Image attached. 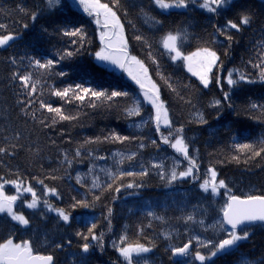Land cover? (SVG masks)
I'll return each mask as SVG.
<instances>
[{
    "label": "snow or ice",
    "instance_id": "1",
    "mask_svg": "<svg viewBox=\"0 0 264 264\" xmlns=\"http://www.w3.org/2000/svg\"><path fill=\"white\" fill-rule=\"evenodd\" d=\"M235 6L236 0H150L148 7L137 5L136 0H43L42 4L38 3L33 8H27L22 3L10 11L0 7L5 21L13 12L28 17L33 24L38 18L49 16L51 31L49 26L42 25L41 33L67 41L65 46L56 48L52 55H10L6 58L12 67L8 75L9 84L17 89L15 107L22 114L25 126L30 118L41 131H53L61 122L75 125L82 115H86L80 111L66 113L63 105L54 106L46 102L44 85L48 84V94L59 98L64 104L76 103L81 108L90 109H117L123 119L128 121L127 127L132 130L124 134L116 128L108 129L99 135L87 136L75 142L72 149L60 148L57 140L49 137L48 144L58 148L56 167L45 169L41 163L36 175H25L19 167L15 170L8 168L7 174L0 173V214H4L7 224L11 226L7 235L0 238V264H57L55 250H64L66 245H72L71 239L52 241L53 251L43 253L34 248L31 237H18L17 231L33 228L32 218L17 209L18 200H22L27 209L38 213L43 221H47L48 214L55 213L57 224L71 227L75 219L83 225L74 231L80 243L77 252L73 253L72 264H91L89 257L96 249L101 253L105 251L108 236L112 237L111 248L117 254L112 264H152L147 254L152 253L157 244L145 236V229L151 228L153 221L169 224L175 220L183 222L186 233H191V226L194 225H198L204 233L209 230L213 233V238L190 234L186 242L177 245L171 241L173 233L178 234V229H161V235L169 241L164 251L170 253V264H215L217 257L239 253L241 245L251 240L255 227L264 228V191L237 194L225 179L220 178L217 170V165L231 162H242L249 166L258 160L264 161V96L259 99L249 96L248 102L241 109L249 120L262 126V131L255 136L251 133L247 136L232 133L227 151L219 147L208 153L212 159L203 174L196 136L188 134L190 125H209L207 113L194 102L196 96L193 94L201 88L210 90L212 86L218 87L221 95L211 98L206 107L214 111V119L219 120L225 110H233L236 116L241 114V111L236 110L233 100L236 93L248 86H264V22L253 29L258 39L250 41L248 57L241 58V66L226 69L224 60L231 55L232 46L239 43L236 34L256 24L258 10L241 7L235 19L228 18L223 24L213 23V31L206 37L190 31L195 26L194 21L161 33L155 41L160 50L159 55L166 56L172 64L186 69L187 73L198 80L199 88L190 79L184 82L179 77L174 78L172 73L165 75L161 71L160 60L153 51V39L141 32L135 23L140 18L145 24L157 30L162 29L164 20L154 15L153 9L159 10L161 15L169 16L173 12L199 11L209 19L218 20ZM73 10L89 18L87 23L75 18ZM57 13L61 15L57 16ZM259 14L264 15V0H260ZM89 23L94 25V35L98 36V46L94 51L91 50L95 41L89 35ZM21 28L27 30L29 23L23 22ZM129 29L133 33L131 36L128 35ZM22 30H14L7 22H0V48L10 47L22 39ZM204 31L207 32V29ZM220 37L224 40L221 41ZM193 39L196 46L191 51H185ZM130 40L146 49L145 59L130 51ZM218 45L223 46L222 51ZM84 55L93 56L109 72L126 74L134 86L130 88L120 83L119 79L105 86L102 80L95 78L67 83L62 88L51 85L50 79L53 76L68 78L70 75L68 71H57L61 62ZM150 65L154 66L155 76L161 83L153 78ZM163 89H167L189 108L185 121L174 118ZM0 135L3 139L0 154L9 160L20 152L28 154L30 163L44 159L39 138L32 139V129L25 127L22 130L13 126L7 115L5 126L0 128ZM58 136L63 142L73 144L71 136L63 128H60ZM21 141H27V144ZM104 144H134L135 148L124 151L117 149L109 154L98 155L100 146ZM149 148L155 149L157 155L145 160L143 153ZM168 149L172 150L171 156L166 155ZM86 160L87 171H77L72 177L74 165L83 164ZM109 160L111 166L108 165ZM98 161H104V166L98 167ZM3 163L0 159V165ZM256 166L264 165L256 163ZM152 172L159 177L164 188L193 182L203 194L211 198L221 195L220 190L223 189L222 195L226 199L219 206V218L212 224H206L207 209L203 204H192L191 210H188L186 202L177 206L180 215L167 217L169 205L166 202L160 205L151 200H142L141 190L146 187L145 177ZM65 178L74 179L84 192L79 198L72 196L71 203L66 207H59L50 197L60 196L56 184ZM7 185L14 186L15 194L5 191ZM122 190L128 196L141 198L138 210L143 212L148 221L147 224L143 221L136 224L135 239L128 234L131 226L127 222L119 234L114 230L115 209L112 202L119 199L118 194ZM25 193L31 195L30 200L23 199ZM108 195H111L112 202L104 203ZM185 197L187 199V194ZM98 207L103 208L99 217L73 216L76 209L94 211ZM158 207H163V212L158 214ZM128 211L132 213L133 209L129 208ZM37 231L38 228L33 231V235ZM44 239L47 242V232L44 233ZM235 264H264V253L252 258L241 253Z\"/></svg>",
    "mask_w": 264,
    "mask_h": 264
},
{
    "label": "trees",
    "instance_id": "2",
    "mask_svg": "<svg viewBox=\"0 0 264 264\" xmlns=\"http://www.w3.org/2000/svg\"><path fill=\"white\" fill-rule=\"evenodd\" d=\"M20 3L27 8H33L38 3L42 4L43 0H0V7L10 11L15 9L16 5ZM136 3L137 5L142 4L143 6L148 7L150 0H136ZM259 5L260 0H236L235 8L222 14L218 20L215 18L209 19L206 14L199 11L173 12L172 15L169 16L167 14L161 15L159 10L153 9V14L164 20L162 29L157 30L156 28L151 27L150 24H145L140 18H137L135 23L141 32L153 39V51L158 55V59L161 64V71L165 75L172 73L174 78L179 77L184 82H187L190 79L192 84L199 88L200 86L198 80L195 77H192L190 73H187L186 69H182L179 65L172 64L166 56L159 55L160 50L155 41L159 39V36L163 31L184 25L189 21L195 22V26L191 28L190 31L206 37L208 33L213 31V23L223 24L228 18L235 19L236 12L241 7L256 8L258 10V19L256 24H254L251 29L245 28L242 33L236 34L239 43L234 44L232 46L231 55L224 58L226 69L232 68L233 66H241V58L243 57L244 59H247L248 57V49L251 47L250 41L258 39V36H255L253 29L258 28L259 24L264 22V15L259 14ZM72 14L75 18L81 19L85 23H87L89 19L75 10H73ZM56 15L59 16L61 14L57 13ZM50 19L51 18L47 15L42 16L33 24L28 17L23 16L19 12H13L12 15L5 21L3 14L0 13V22H7L14 30H22L21 26L23 22L29 23V28L27 30H22V39L12 43L10 47L0 48V128L5 126V115H7L13 126L19 127L22 130L25 129V127L32 129V139L36 140L37 137L39 138L38 143L43 149L42 155L44 157L42 160L30 163L26 152H20L11 160L0 154V159L4 161V163L0 165V173L7 174L8 168L15 170L19 167L25 175H36L39 169V164L41 163L44 165L45 169L56 167L58 148L48 144L49 137L56 139L57 145H59L60 148L72 149L74 148L75 142L80 141L87 136L99 135L102 131H106L108 129L116 128L124 134L132 132V130L127 127L128 121L123 119L117 109H90L87 107L81 108L76 103L64 104V102L59 98L48 94V84L44 85V99L46 102H51L54 106L58 104L63 105L66 113L74 114L77 111H80L81 113H86V115H82L79 122L75 125L69 122H61V124L53 131H41L38 125H33L30 118L25 126L22 114H19L18 109L15 107V93L17 89L12 84H9L8 75L12 70V67L6 62V58L10 55H15L17 57L24 55H52L56 48L65 46L67 44L66 40H60L58 37L48 36L41 33L40 29L42 25L49 26L51 31V27L49 25ZM204 29H207V32H205ZM88 32L90 36H93L95 41L91 49L94 51L98 46V36L94 35L93 24H88ZM132 34V30L129 29L128 35L131 36ZM219 39L221 41L224 40L223 37H220ZM195 46L196 41L193 39L191 43L186 46L185 51H191ZM217 47L220 51H222L223 46L218 45ZM130 51L142 59L146 58V49H144L141 44L132 40H130ZM59 70L68 71L70 75L68 78L53 76L50 79V83L52 86L57 88H62L67 83L82 82V80H93L94 78L102 80V82L105 83V86L107 83L116 82L118 79L120 83L125 84L130 88L134 86L133 82L129 80L126 74L119 71L112 73L105 70L91 55H84L82 57L74 58L73 60L63 61L61 62V65L57 66V71ZM150 71H152L153 78L156 79L158 83H161L159 78L155 76L154 66L150 65ZM163 92L164 97L170 102L174 118L179 121H185L188 116L189 108L170 94L167 89H163ZM193 95L196 96V100L194 102L197 103L198 107L205 110L207 118L209 119L208 126L190 125L188 133L189 135L196 136V146L200 148L201 174H203L208 166L209 160L212 159L208 156V153L219 147H224L227 151L231 143L230 137L232 133L243 136H247L251 133L255 136L262 131V126L249 120L241 109L248 102L249 96L253 99H259L264 96V86L259 84L255 86H248L242 91L236 93L233 100L234 104L237 106L236 110L241 111V114L236 116L233 110H225L223 117L219 120L214 119L215 112L206 107L211 98L219 97L221 95L218 87L212 86L210 90L201 88L199 92L194 93ZM37 115H39V113H37ZM118 116H120L119 119L117 118ZM60 128H63L66 134L71 136L73 144H68L62 141V138L58 136ZM145 135H151V133H145ZM21 142L27 144V141ZM2 144L3 139L2 135H0V145ZM134 148V144H104L100 146V151L97 154H109L117 149L124 151ZM155 155H157V153L155 149L152 148L145 150L143 153L145 160H148L150 157ZM166 155L171 156L172 150L168 149ZM104 163V161H98L97 165L98 167H101L104 166ZM111 163V160H109L108 165L111 166ZM256 163L264 165V161L258 160ZM256 163L246 166L242 162L240 164L231 162L226 163L223 166L217 165V170L220 178L225 179L226 182L229 183V187H232L237 194H240L241 192L247 193L249 191L256 194L257 191H264V166L257 167ZM5 165H7V167H5ZM87 167V160L83 164L74 165L72 177L75 176L77 171H87ZM249 168L251 169L250 171ZM127 170L132 169L128 168ZM136 170L139 169L137 168ZM145 184L146 187L141 190L142 200H151L159 203L160 205H163L166 202L169 205L166 212L167 217L180 215L177 206L182 205L185 202L187 203L188 210H191L192 204L200 203L207 209L205 216L206 224H212L215 219L219 218V206L226 199V197L222 195L223 192L215 198L209 197L208 194H203L201 190L198 189V186L193 182L177 184L174 188H164L155 172H152L148 177H145ZM56 186L60 191V196L50 197V199L59 207H66L71 203L72 196H77V198H79L84 192V189L80 188V186L75 183L74 179L65 178L63 181L57 182ZM37 189L39 194V186H37ZM5 191L8 194H15V188L12 185H7L5 187ZM185 194H187V199ZM118 195L119 199L114 202L111 201V195H108L104 201V203L112 202L115 209V217L113 220L114 230L117 234H119L122 226L127 222V224L131 226L128 234L131 238L135 239L136 224L141 221H143L144 224H147L148 222L147 219H145L143 212L138 210L141 198L128 196L123 190ZM23 199L30 200L31 195L25 193ZM129 208L133 209L132 213L128 211ZM215 208H217V213L215 212ZM17 209L24 211L25 215L29 216L33 220V228L29 230H19L17 231V236L25 239L31 237L34 241V248L43 253L53 251L50 242H62L67 239H71L72 245L70 247L66 245L64 250H55L54 255L56 257L57 264H72L73 253L77 252V246L80 243L79 239L74 236V231L77 228H82L83 225L77 223L75 219L73 220L71 227H67L63 225V223L57 224L55 213L48 214L47 221H43L40 219L38 213L27 209L22 200L17 201ZM156 210L159 214L163 212V207H158ZM102 211V207H98L94 211L91 209H76L73 211V216L80 217L83 215H94L99 217ZM10 227L11 226L7 224V221L4 218V214H0V238L7 235ZM169 227L178 229V234L173 233V239L171 241V243H175L177 245H182L186 242L190 234H200L199 231L201 230L198 225H194L191 226V233H186L183 222L178 223L175 220H172L169 224H165L160 221H153L152 227L145 229V236L155 240L157 244V247L153 250V252L147 254L148 258L152 261V264H170L168 259L170 253H166L164 251V249L168 246L169 241L165 240L161 235V229L167 230ZM37 228L39 231L33 235V231ZM252 231L254 235L250 241L241 245L239 253L217 257L215 258V264H235V262L240 258L241 253H246L248 258L259 257L261 253H264V228L257 226ZM45 232H47V242L44 239ZM210 232L212 233V231L209 230V232L204 234H210ZM210 235V238H213V233ZM111 238V236L106 237L107 244L103 253H101L99 249H96L89 257L91 264H112V261L117 259V254L111 248ZM196 264H199V262H196Z\"/></svg>",
    "mask_w": 264,
    "mask_h": 264
},
{
    "label": "rangeland",
    "instance_id": "3",
    "mask_svg": "<svg viewBox=\"0 0 264 264\" xmlns=\"http://www.w3.org/2000/svg\"><path fill=\"white\" fill-rule=\"evenodd\" d=\"M223 191H224L223 189L220 190L221 193H222ZM216 210H217V208H215V212H216ZM216 213H217V212H216ZM199 233H200L202 236L206 237V238H210V237H211L210 234H212L211 232H210V234H204V232H202L201 230L199 231Z\"/></svg>",
    "mask_w": 264,
    "mask_h": 264
}]
</instances>
